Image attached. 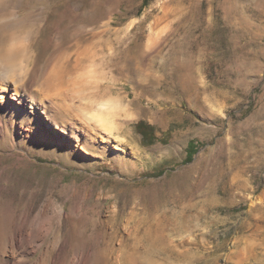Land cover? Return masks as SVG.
Returning a JSON list of instances; mask_svg holds the SVG:
<instances>
[{"label":"rangeland","instance_id":"obj_1","mask_svg":"<svg viewBox=\"0 0 264 264\" xmlns=\"http://www.w3.org/2000/svg\"><path fill=\"white\" fill-rule=\"evenodd\" d=\"M12 43L0 264H264V0H0Z\"/></svg>","mask_w":264,"mask_h":264},{"label":"bare ground","instance_id":"obj_2","mask_svg":"<svg viewBox=\"0 0 264 264\" xmlns=\"http://www.w3.org/2000/svg\"><path fill=\"white\" fill-rule=\"evenodd\" d=\"M19 51H20L19 43L18 44L17 43H12V45L9 44L8 47L4 50L5 55H4L3 59L0 62V74H1V77H0V103H2L0 105V119H3V120L4 119L11 120L10 118H7V116H8V112L7 111L9 109V106H11L9 104L10 103V100H9L10 98L11 99H15L19 103H22V101H23L24 94L22 93V89H21L22 84H19L17 82L18 79H15V78L12 79L11 78L12 80H9L8 78H6V75L8 73L14 72L15 68H13V67L11 68L10 67V64H11L10 61L12 62L13 58L19 53ZM10 77H12V76H10ZM4 78H6V79L4 80ZM8 97H9V99H8ZM108 104L106 105V106H108V108L106 107L107 109L103 110V111H105V114H107V115L110 112L109 111L110 109H113V108L117 107L116 105H114V103L113 104L111 103L110 105H108ZM103 105L104 104H102V106ZM20 109L21 108L18 105L12 107V110H13L12 111V113H13L12 114L13 115L12 120L13 121H14V119L17 118V115L19 114V110ZM105 114H102L101 112L100 113L97 112V114H95V117L97 119V122L106 131H111V129H113V127H114V124H113V122L111 120H108V117ZM112 116H113V114H112ZM45 119L48 120V122H50L55 128H57L58 130H61V131L64 132V130H62L61 127L58 124L53 123L52 121H50V118L48 116H46V114H45ZM87 130L90 131L89 129H87ZM75 138L78 140V136L77 135H75ZM11 143L15 144V145L18 144L16 136H12L11 137ZM64 212L65 211H64V208L62 206L60 209H58L57 215H54L52 217V219H56V220L59 221V219L63 218V213ZM41 214L44 217V216L47 215V212L41 213ZM42 216L40 217V219H42ZM42 220H43V222H42L43 224L47 223V219L46 218H43ZM43 224H41V225H43ZM49 231L50 230L48 228L47 229L45 228L44 230H41V228H40V230H38L36 232L34 230H28V229H26L24 231L20 230V231L16 232L15 243L19 244V245L18 244L17 245L20 247V250L17 249V246L15 245V243L13 241L14 239H13L12 240L13 244L11 245V253L9 255V258L4 262V264H23L25 262V259L22 258L21 255L24 256L26 254V251L29 249L27 245H29V244L32 245V248L35 247V246H33L34 245V241H36V239H39L41 237L44 238L45 235L49 233ZM40 264H44L43 261L40 262Z\"/></svg>","mask_w":264,"mask_h":264},{"label":"trees","instance_id":"obj_3","mask_svg":"<svg viewBox=\"0 0 264 264\" xmlns=\"http://www.w3.org/2000/svg\"><path fill=\"white\" fill-rule=\"evenodd\" d=\"M138 125H140V126H141V125H142V122H140Z\"/></svg>","mask_w":264,"mask_h":264}]
</instances>
